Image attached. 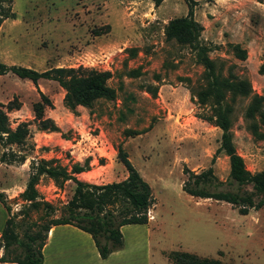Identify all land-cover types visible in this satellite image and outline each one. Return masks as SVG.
I'll list each match as a JSON object with an SVG mask.
<instances>
[{"label": "rangeland", "instance_id": "374dc122", "mask_svg": "<svg viewBox=\"0 0 264 264\" xmlns=\"http://www.w3.org/2000/svg\"><path fill=\"white\" fill-rule=\"evenodd\" d=\"M14 17L0 25V61L44 70L78 66L109 70L112 99L98 97L91 107H68L64 88L53 79L35 85L11 71L0 74V108L11 127L25 122L23 144H4L3 151L25 153L23 162L0 160V190L17 214L22 234L31 220H49L65 212L76 183L41 173L35 187L37 205L22 199L33 164L72 172L95 183L118 181L127 170L117 156L121 144L149 182L154 203L148 210L152 239L160 251L183 249L220 258L225 263L264 264V205L240 213L225 200L194 196L182 189L183 168L209 166L211 188H231L229 157L216 152L220 127L202 116L212 101H200L205 68L189 45L166 39L168 19L184 15L188 0H13ZM194 17L203 24L201 38L222 75L247 78L251 92L229 94L232 140L251 172L264 169V115L245 113L254 93L264 96V2L260 0H194ZM231 43L244 48L245 56ZM40 89L51 99L44 114L58 128L41 129L33 106ZM264 110V106L262 107ZM242 188L251 189V184ZM257 199V198H256ZM44 202L50 204L45 206Z\"/></svg>", "mask_w": 264, "mask_h": 264}, {"label": "trees", "instance_id": "16d2710c", "mask_svg": "<svg viewBox=\"0 0 264 264\" xmlns=\"http://www.w3.org/2000/svg\"><path fill=\"white\" fill-rule=\"evenodd\" d=\"M13 0H0V25L4 19L14 17ZM155 5L162 0H152ZM193 1L188 0V10L184 15L168 19L164 33L166 39H174L180 44L189 45L195 50L196 56L205 68L206 84L198 91V99L212 101V113L202 116L205 120L220 127V144L216 152L223 150L229 157V178L231 188H211L222 184L215 180L211 166L200 171L183 168L186 178L182 182V189L187 193L225 200L237 206L240 213H247L249 209L264 205V169L251 172L245 165L242 155L236 150L232 140L231 113L233 105L229 101L228 93L246 95L251 92V85L247 78L230 79L216 67L215 60L209 55V45L203 42L201 33L203 24L194 17ZM264 2V0H260ZM234 50L241 52L244 58V48L238 43H231ZM8 71L21 78L31 80L35 85L41 78L56 80L64 88L63 100L65 104L74 108L77 105L91 107L98 97L112 99L115 89L107 84L111 73L109 70H99L78 66H51L38 70L30 66L0 61V74ZM40 100L35 102L33 110L39 119L40 128L55 130L57 124L44 114V106L51 105V99L38 89ZM0 105H3L0 102ZM264 96L254 93L246 107L247 116L259 112L264 115ZM28 134L25 122H20L15 128L11 127L7 112L0 108V141L4 144L24 143ZM117 156L127 170L124 178L105 183L88 182L78 178L73 172L83 170L76 165L72 172L65 168L49 165L45 160L33 164L25 187L19 192L22 199L29 200L32 205L40 203L37 200L35 184L41 173L52 177L71 178L76 186L71 199L65 205V212L49 220H31L22 234L17 231V214L11 212L10 204L6 201L4 192L0 190V202L7 211V217L0 234V261H15L20 264H42V247L46 241L47 232L51 225L71 223L92 235L96 248L101 257H107L110 252L121 248L124 244L121 225L126 223H145L148 221V210L155 201L149 182L141 175L129 158L128 152L121 144L117 146ZM26 158L25 153L3 151L0 160L5 162L21 161ZM252 188H242L245 184ZM257 198V199H256ZM45 206H49L44 202ZM174 264H236L225 263L220 258L200 255L196 252L172 249L164 251Z\"/></svg>", "mask_w": 264, "mask_h": 264}, {"label": "crops", "instance_id": "0c3cea01", "mask_svg": "<svg viewBox=\"0 0 264 264\" xmlns=\"http://www.w3.org/2000/svg\"><path fill=\"white\" fill-rule=\"evenodd\" d=\"M150 209V208H149ZM0 202V234L7 217ZM151 212L145 223L121 225L124 244L107 257H101L92 235L71 223L53 224L47 232L42 247V264H174L164 251H160L152 239ZM2 249L0 248V253ZM0 264H20L15 261H0Z\"/></svg>", "mask_w": 264, "mask_h": 264}]
</instances>
